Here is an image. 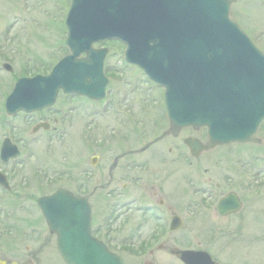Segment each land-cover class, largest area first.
I'll use <instances>...</instances> for the list:
<instances>
[{
    "label": "flooded vegetation",
    "instance_id": "1",
    "mask_svg": "<svg viewBox=\"0 0 264 264\" xmlns=\"http://www.w3.org/2000/svg\"><path fill=\"white\" fill-rule=\"evenodd\" d=\"M238 25L247 33V26L250 31L255 27L244 20ZM119 95L125 114L115 132L107 135L102 127L95 132L88 124L82 147L88 159L71 161L67 171L69 183L76 187L65 188L81 196L89 208L92 237L123 264H187L180 260L185 251L207 255L219 264L202 245L216 246L219 253L220 244L225 251L242 241L263 244L264 123L250 142L204 149L209 142L205 128L184 127L168 134L161 97L153 98L150 91ZM151 110L161 114L157 125L147 121ZM65 111L51 108L29 117L41 116L37 123L47 124L46 132L53 139L69 114ZM44 113L50 116L44 118ZM188 139L198 145L195 156L185 143ZM110 142L113 148L108 151ZM85 161L79 180L76 169ZM0 173L8 176L5 169L0 168ZM32 208L35 215L22 206L15 214L10 211L15 219L8 231L4 229L8 235L0 238L15 243L5 245L6 239H0V249L6 251L0 252V264H51L49 249L38 251L37 245L53 244L56 238L37 205ZM4 230L0 233L5 234Z\"/></svg>",
    "mask_w": 264,
    "mask_h": 264
},
{
    "label": "water",
    "instance_id": "2",
    "mask_svg": "<svg viewBox=\"0 0 264 264\" xmlns=\"http://www.w3.org/2000/svg\"><path fill=\"white\" fill-rule=\"evenodd\" d=\"M234 1L72 0L65 21L70 55L47 76L17 81L5 110L14 115L50 107L59 90L102 99L107 50H94L92 44L117 39L127 46L124 60L165 88L172 132L206 127L207 147L251 141L264 120V55L229 20ZM188 145L196 154L198 146ZM17 155L15 147L3 143V160ZM38 203L65 264H122L90 237L81 199L60 190ZM182 260L213 264L200 253H185Z\"/></svg>",
    "mask_w": 264,
    "mask_h": 264
},
{
    "label": "rangeland",
    "instance_id": "3",
    "mask_svg": "<svg viewBox=\"0 0 264 264\" xmlns=\"http://www.w3.org/2000/svg\"><path fill=\"white\" fill-rule=\"evenodd\" d=\"M69 1L0 0V142L4 137H10L14 142H19L20 139L25 137L28 138L26 140L28 143L19 144L21 149L20 162H11L6 166L0 164V168L5 169V172L7 171L12 178L10 193L3 194L0 201V229L7 228L8 231V225L14 221L15 218L10 214L11 210L14 212L21 206L22 209L27 211L34 210L32 206L35 204V198L45 194L44 192L48 189L51 192L57 187H67L68 189L76 187L75 184L69 183L67 176L63 178L61 183L56 181L53 182L55 184L50 186H43L44 182L41 179H43V174L47 172L45 165L48 164L50 169H54L55 172L50 173L51 176L54 173L57 174V172L59 174V170H62L63 167L67 168L64 162L66 163L71 157V152L74 162L77 160L76 163H82V160H87L88 155L82 150L84 129L87 125L91 124L93 129H97L98 132L99 128L102 127L109 135L115 129V126L121 122L125 114L122 105H119V103L118 105L111 104L115 102L118 93L132 91L131 86L134 85V81L138 85V89L134 91L137 93L149 91L147 85L143 84V73L137 68L123 63L122 46L115 42H107L95 46L96 48L104 46L108 49L104 61L105 74L109 81L106 112L101 111L103 108L100 105L90 103L87 100L71 99L69 96L59 95L53 110L63 112L66 109L70 112L61 124L59 140L56 141L57 139H55L51 144L45 142L48 133L30 134V127L36 124L41 116L30 118L24 116V114H19L16 117L8 118L5 115L4 100L18 78L32 77L37 74L44 75L50 71L59 59L68 54L64 46L66 37L64 19L68 11ZM262 1L258 0L257 4H252L255 0H237L231 6L230 11L231 17L235 18L238 23L240 20H244L247 24L258 25L253 27L251 31L247 26L246 30L249 32L247 34L253 44L264 53V3ZM4 64L11 67V72L4 70L2 67ZM128 82H132V84L130 83L131 86ZM150 92L153 94V98H159L160 91L152 88ZM130 104H134V101H131ZM95 109H100L98 115H91V111ZM119 114H122L121 118ZM147 114L146 118L149 124L154 122L157 125L159 123L160 112L151 110L147 111ZM48 116L50 114H43L44 118ZM158 133L160 132L157 131L156 134ZM74 142H77L80 146L74 144ZM110 148H113L111 142L108 151H111ZM85 167L86 161L81 168L76 169L75 177L77 179L80 180V177H82L81 172ZM67 171L65 170L62 175L68 174ZM51 180L53 181V178ZM27 211L22 212L25 213V217L28 216ZM31 213L34 214L32 211ZM6 219L8 220L6 221ZM0 239H6L2 242L5 245L6 241H12V245L15 243L14 240L8 237ZM15 245L19 246L18 243ZM24 245L21 244L20 247ZM53 245L54 243L37 245V250L47 251L49 249L48 260H50V263L60 264L56 252L52 249ZM195 246L197 245L195 244ZM202 246L212 251V257L219 264H264V242L262 244L242 241L239 244H233L226 251L222 250L223 245L220 244L221 250L219 253L214 249L216 246L214 248L207 245ZM0 252L6 251L0 249ZM168 264L176 263L169 261Z\"/></svg>",
    "mask_w": 264,
    "mask_h": 264
}]
</instances>
